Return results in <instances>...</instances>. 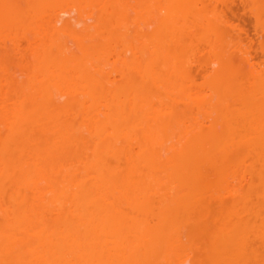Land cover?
<instances>
[{
	"label": "bare ground",
	"instance_id": "1",
	"mask_svg": "<svg viewBox=\"0 0 264 264\" xmlns=\"http://www.w3.org/2000/svg\"><path fill=\"white\" fill-rule=\"evenodd\" d=\"M47 1L0 0V40L8 37L7 29L23 28H17L21 32L15 38L16 28L14 33L8 32V38L13 37L7 39L19 40L22 34L23 53L17 40L12 44L25 59L20 56L27 65L28 80L27 85L11 79L5 87L0 85V264H131L126 254L137 244L121 243L120 236L104 238L100 249H93L95 231L100 228L108 235L119 223L118 205L107 202L104 206L99 191L112 186L126 191L151 189L152 179H184V187L196 192L208 187L212 177L218 178L219 185L233 179L261 180L264 237V59L253 60L242 28L234 37L224 30L231 21L214 5L219 0ZM250 1L246 4L250 2L247 6L256 20L261 36L258 45L264 53V0ZM27 7L33 12H25ZM72 11L78 16H71ZM128 11H133L134 22ZM28 12L33 16H25ZM125 12L132 24L128 22L129 28L135 31L129 44L116 33L123 26V22L120 27L117 23ZM32 22L33 30L28 27ZM76 24L81 26L75 28ZM198 34L207 44V64L196 61L195 56L188 59L186 36ZM180 35L185 36L186 48L180 44ZM115 37L127 43L123 52L129 57L117 52ZM171 42L181 45L182 51ZM107 54L109 58L125 57L113 59L114 65L118 63L115 68L119 65L121 69L113 70V65L112 71L135 78V84L130 83L134 86L124 94L106 87L105 91L104 83L100 84L107 81L101 80L110 61ZM46 60L47 66L42 65ZM195 63L194 69L207 72L198 85L192 67L189 69ZM54 85L60 88L52 94L49 89ZM251 158L260 163L244 170L249 171L246 174L241 172L240 164ZM115 179H121V187ZM130 202L131 206L141 205ZM190 203L178 204L171 211L176 213ZM212 206L204 205L207 215ZM95 209L102 210L97 219L93 218ZM200 217L199 221L191 218L195 224H189L211 234V220L201 221ZM232 221L225 230L220 229L225 221L211 222L212 232L220 235V231L232 235L240 227L234 241L227 233L224 239L216 233L210 238L221 259L217 263L229 248L240 252L241 220L238 224ZM218 224H222L219 229ZM191 256L192 263L198 264L199 258Z\"/></svg>",
	"mask_w": 264,
	"mask_h": 264
},
{
	"label": "rangeland",
	"instance_id": "2",
	"mask_svg": "<svg viewBox=\"0 0 264 264\" xmlns=\"http://www.w3.org/2000/svg\"><path fill=\"white\" fill-rule=\"evenodd\" d=\"M248 1H250V0H248ZM47 2L49 3V0ZM224 2L219 0L216 2L217 4H214V5L219 6V12L221 10L220 8H222L224 14H222L223 12L221 14L222 15L226 14L225 17L227 16L226 17L227 19L230 18L228 21H231L229 24L233 25V26H230L229 24H227V25H229L228 26L229 29L226 25H224L225 29L222 26L223 29L226 30V32H230L229 34H231V35L233 34V37H234V35H236L235 34L236 31L238 32L237 29L242 28L244 30L243 32H245V34H247V35H245L242 32L245 35V37L242 36V38H244V40H246L245 43L251 45V47H252V48L250 47V53H251L253 60L255 62H261L264 59V53L262 50H260L259 45H258V41H259L261 36H259L260 34H258V32H257L258 30H256V27H257L256 26V20H255L254 16L252 15L251 10L249 8L250 7L249 3L251 1L248 2V4H246L247 0H225ZM48 3H46V4H48ZM207 3H209V1ZM209 4L212 6V2ZM53 6L57 7L59 5L53 4ZM53 6H51V7H53ZM218 6H217V8H218ZM22 7H24V5ZM31 9L29 10V8L27 7L25 9V12H27L28 10L30 12H33V10H31ZM129 11H131V10H129ZM30 12H28L25 16H27ZM132 12H129V14ZM125 13L126 14L123 15L125 18L122 17L121 22L119 21L117 23L118 24L117 27H120L121 25L119 26V23H122V22H123L122 23L123 26L119 30L120 32H116V33L117 34L120 33L119 35H123V38L125 40H127L126 42L128 43V39H129V42L132 39V38L130 39L131 34L133 32H135V31L132 32V30H131V29H133V28H131L132 27L131 21L134 22L135 19H133L134 16L132 15L133 14L132 13L129 16L132 15L133 18L131 16V21H129V17H127L128 14H127V12H125ZM72 14L77 15V13H75L73 11L71 12L70 15L73 16ZM31 15H32V13L29 14V16H31ZM29 16H28V20H26V21H28L27 22L28 24L30 21ZM47 19H45V21ZM33 21H35L34 18H33ZM73 21H75V20L73 19ZM41 22H43V21L41 20ZM44 22H43V25L46 23V22L45 23ZM128 22H129V26L131 24V27H130L131 29L128 26ZM39 23H40V21H39ZM30 24H31L30 26H28V25L27 26L31 27L33 30L34 23L32 22ZM35 24H36V22H35ZM38 24H36V25H38ZM79 24H76L75 25L76 27L75 26L74 27L79 28L81 26ZM57 25H59V22L57 23ZM38 26H40V24ZM18 27L19 26H17V28ZM231 27H234L232 29H235V31H233V30L231 31L230 30ZM15 28H14V30H15ZM17 28L15 30V34H17V35L13 34L14 37L10 36V38L11 37L15 38L16 36L18 37V32H21V30L20 31L18 30V32H16ZM31 28H29V29H31ZM41 28H42V25H41ZM113 28H116V27L114 26ZM127 28H129V29H127ZM14 30L12 31L10 28V31L12 33H14ZM227 30H230V31H227ZM10 31L7 29L6 30L7 35H5V36L9 37L8 32H10ZM115 31H117V29ZM182 32H184L183 35H185V31H182ZM182 32H180V33H182ZM117 34L115 35L116 37L119 36ZM188 35L186 36V43H188V46H189L187 48V49H189L187 52L188 59H189V57L192 58L195 56L194 59L196 61L202 62L203 64L204 63L207 64V62H205L209 56V55L207 56V53H205V51L207 50V49H205V46L207 44L206 43L204 44L203 39L200 36V34H198V36H193V35L188 36ZM20 36H19L20 37L19 40H18V38H16L15 40L12 38L13 39V41L11 40L12 42L10 40H8V39H10L8 37H6V40H5V37H3L5 41L4 40L1 41L2 38L0 40V44H1V46H0V59H1V61H0V85L3 87H5L4 85H5L6 81L9 79L14 80L15 82L21 83L23 85L28 84L27 70L25 67L27 65H24L25 63L23 61L21 62V58H20V56L23 53V48H24V47L22 48L21 46L22 45L24 46L25 43L23 44V42H22L23 39L21 40V38H22L21 33H20ZM65 36L66 35H64V37ZM62 37L63 36H61V39H62ZM182 37L183 36H181L180 39H182L183 41H180V44H183L182 45V47H183L185 45V41H184L185 36L183 37L184 39ZM16 40H17V42H15L16 45H17V43L18 44L20 43L18 45V47L22 48L21 54H20V52H21L20 48L18 49L16 47V45L12 44ZM116 40H117V38H116ZM117 41L115 42V43H117V45L116 44L115 45L117 46L118 51L117 50H114V51L115 52L116 51L121 52L120 54H123L124 53L123 51L126 48L125 46L127 43L123 39L121 41H118V42ZM1 42H3V43H1ZM170 44L175 45L174 42L173 43L171 42ZM186 45H185V48L187 47ZM12 46L13 47L15 46V47L12 48ZM111 46H113L112 49H115L114 48L115 46L113 43L111 44ZM177 46L179 47L181 45H177ZM177 46L175 45V48ZM172 47L174 50V46H172ZM14 49L15 50L18 49L19 51L18 50H16V51L19 54H17L14 51ZM110 49H111V47H110ZM177 49H176V51L178 52L181 49V47H179V50H177ZM185 50L181 53L182 56L184 55L183 57L181 56L182 58L185 57L186 53H184V52L187 51V50L186 51ZM126 51H128V50H126ZM181 51H182V49L179 51V53ZM51 52H53V51H51ZM115 52H112L114 54V56H115ZM112 53L110 52V56H113ZM108 54L106 56V59H108L110 61L107 60L109 64H105L104 70L106 69L105 70L106 72L103 71V72H105V76L103 74L102 79H101V80L107 79V81H105V82L101 81L100 84L102 85L104 83L103 84V86L105 85L104 90L106 87V89L108 91L124 94V93L128 92L134 86L133 84H130V83L135 81L134 80L135 78L133 79V77H132V79H133V81H132L131 76H130L131 74H128V75L125 74L124 70H122V71L120 70L122 73L124 72V74H120V73H118V71H112L113 68L111 69V67H113V65H114L113 59L116 61L117 59H115V58H117L119 55L118 56L116 55L115 58H113V57L109 58ZM126 54L129 57L130 54H128V52L124 53V55H126ZM187 55H186V59H187ZM21 57L24 59L23 55ZM124 58H122V59H124ZM120 59H121V57H120ZM47 61L48 60H46V62L45 61L42 62L43 64L42 63H40V64L47 66V64H45V63H47ZM22 63H24V64H22ZM49 63H51V62H48V64ZM188 64H193V63H188ZM106 65H108V66L106 67ZM116 65H114L113 70L117 69L118 67L121 69V67L119 65L117 68H115ZM195 65H196V63L194 64V67L189 65V69L192 67L191 69L193 71L192 70L191 71L194 72V74L192 73L193 74L192 76L195 75V77H193V78H196V79H194V82L196 81V83H197L196 85H198L199 82L202 84L203 80H204L203 77L207 76V72H205L199 68L194 69V68H197V66L195 67ZM103 72H100V73H103ZM130 73L133 74V71ZM128 76L130 77V79L128 78ZM100 78H101V76H100ZM98 80H99V78H98ZM58 88H60V87H57V85H54V86H51L49 91L52 94H55L59 90ZM101 89L103 90L102 86H101ZM182 140L184 142H187L184 139H182ZM182 140L179 142L180 147H181V144L183 146V143H184V142H182ZM206 144H207V142H206ZM206 144H205V146H206ZM190 146H191V144H190ZM208 146H209V144H208ZM208 146H206V147H208ZM210 149L212 150V148H210ZM211 150H209V151H211ZM193 153H194V155H196L195 154L196 152H193ZM200 154H202V153H200ZM210 154H208V155H210ZM249 155H252V154L250 153ZM196 156H198V154ZM199 156H201V155H199ZM254 156H255V154H254ZM243 157H244V155H243ZM246 157H248V156H246ZM255 158H257V157H255ZM255 161L256 160H254V158L245 159L244 163L240 164V168L242 170L241 172H244V170H248L250 168V166L253 168L252 165H255V164L258 165L260 163L259 160H258L259 163L258 162L256 163ZM205 162H206V164L208 163L207 160H205ZM203 163H204V161L202 162V165H203ZM200 165H201V163H200ZM209 166H212V165L210 164ZM207 167L208 166H206V168ZM238 167L239 166H237V168ZM213 168L214 167H212V169ZM247 172H249V171H247ZM247 172H244V173L246 174ZM177 179L178 178H175V179L174 178L173 179H170V178L165 179L164 178V179H159V180L156 179V181H152L155 179L149 180V182L151 181L155 185H158V183H159L158 186H155L153 184L154 187L151 186L152 187V188L150 187L151 189H147L146 187H144L145 189L142 190V187H139L137 189H131V191H129L130 189H128L126 191V188H124L125 189L124 190L122 188L118 189L117 187L114 188L112 186V188L109 187V188L105 189L103 192L99 191V193L102 196L104 206H105L104 203H106V205H107L109 202H110L109 204L112 203V205H113V203L114 204L116 203L118 205L117 207H118L119 212L116 215L117 220L115 218L114 219L116 221H119L120 226H119V223H118V225H115L116 227H114L112 230H109L108 235H107V233H106V235H104V233H102V230L100 228L97 229L98 231L97 232L95 231V233H94L93 249L95 251L99 250L100 244L102 243L104 238H109V237L111 238L112 235H115V236H120V238L117 237V239H120L121 243L126 241L125 242L126 244H129L132 246H133V244H135V245L137 244L136 247L134 246L135 248L129 247L128 252L126 251L127 248L125 250V252H127L126 255L128 258V263H131V264H193L192 263L193 258H191L192 257L191 255H193V257L195 255V257L199 258L198 264H263V260H264V237H263V229H262V218H263V199H262V197L263 196H262V192H261V190H262V187H261L262 184H260L261 180H259L260 181V183H259V181H256V179L253 181L246 179L249 181H243V182L242 181L238 182V180L236 181L233 179L232 181L231 180L229 181L230 182L229 184H227L228 182H226L225 183L226 185H223L224 183L222 182V185L221 184L219 185L218 183L220 181H217L218 178L216 180V179H213V177H212V179H210V181H209L210 184L208 187L206 186V188L204 189L203 185H202V188L204 190L200 189L202 191L197 190L199 192H196V190L189 191L188 187L187 188L184 187L185 186L184 182H183V181H185L184 179H183V181H180L182 179H180V180L179 179L177 180ZM115 180H117V181L119 180L118 181V185H119L120 184L119 182L121 179H115ZM204 180H205V178H204ZM146 181H148V180H145V182ZM190 181L192 182L193 180H190ZM187 182L189 183V181L188 180L186 181V183H185L186 186H187ZM201 182L202 181H200L199 183H201ZM206 182L208 183V181H206ZM192 183H194V182H192ZM118 185H116V186H118ZM144 185H146V183ZM119 186L121 187V185H119ZM131 200H132V202L138 201L139 202L138 204H141L140 207H135L137 203L135 204V206L129 205L128 202ZM206 200H207V202H206ZM185 201L186 202L188 201L189 203L190 202L191 203L187 204V206L186 205L183 206V208H179L178 210H176L177 211L176 213L171 211L172 208L173 209L176 208L177 207L176 205H178V204H179V207H182V206H180V204L186 203ZM132 202H130V203H132ZM193 204L195 206L194 208L192 207ZM203 204L204 205L208 204L211 206L213 205L211 207L212 210H211V208L209 209L210 215L209 214L207 215V212H209V211L208 210L206 211L207 206L204 208ZM112 205H110V206L112 207ZM107 206L105 207V209L107 208ZM174 206H176V207H174ZM184 207L187 209H190V210H187V209L184 210ZM213 207H214V209H213ZM196 208H197V210L199 209L201 215L197 214V213H199V211H196L195 210ZM192 209H194V211ZM116 211H117V209H116ZM186 211H188L190 213L192 211V213L194 212L195 214H193V216H192V213H191V216H190V213L187 214ZM101 212H102V210L100 211L99 209H95L93 218L94 219L99 218V215L101 214ZM114 213H113V215H115ZM195 215H196L195 218H198V219H196V221L197 220L199 221L200 216H201L200 217L201 221L202 220L205 221V219L207 218L206 221L211 220V222H214V224H215V221H216V223H219V222L223 223L225 221L223 223V228H220L223 230H225V225L227 223H231L232 220H235L237 222V224L239 223L238 221L241 220L239 224L240 225L242 224L241 225L242 227H241V230L239 232H241V235H242L241 236V238H242L241 243L242 244L240 246H238V247H240V250H238L240 252L238 253L237 250H234L233 248H229L227 251H225L226 253L223 254L222 261L220 263H217L216 261L219 258V256H218L219 253L216 251L217 249L216 250L214 249L215 247L214 248L211 247L210 238L215 235L214 233H216L217 236L220 235V233L219 232H212L211 228L214 226V224L212 225L211 222H210V224L208 222H206V223H208V226L211 227V228L209 227L210 228L209 230H211V232L210 231L209 232L213 235L207 234L208 232L207 233L206 232H200L201 230L198 231L199 229L194 230V228H193L194 226L191 227V225L189 224V221H192V220H190L191 218L193 219V221H195V218H194ZM189 216H190V219H189ZM228 219H230V221H227ZM193 221L190 223L195 224V223H193ZM234 222H233V224H234ZM196 225H197V222H196ZM196 225H195V227H196ZM199 225H197V226H199ZM221 225L222 224H218L217 228L219 229V227ZM234 226L235 225L232 226V229ZM213 228H215V227H213ZM234 229L239 230L240 227H239V229L238 228H234ZM236 230H234L235 233H236ZM230 231H232V230H230ZM220 232H222V234L220 235L221 238L224 239L226 237V235H224V233L226 234L227 232H225V231L224 232L220 231ZM217 233H219V234H217ZM235 233L230 235L228 232L227 236H228V234L230 235V237L233 236L234 237L233 241H234L236 239ZM141 238L144 240L139 243V240ZM237 240H238V238H237ZM129 245H127V246H129ZM232 245L233 244H231V247H232ZM235 246H236V244H235ZM96 254L97 253L93 254V260H95ZM189 256H191V257H189ZM188 257H189V259H188Z\"/></svg>",
	"mask_w": 264,
	"mask_h": 264
}]
</instances>
